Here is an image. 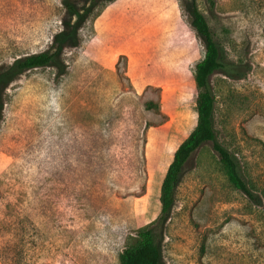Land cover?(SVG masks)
<instances>
[{"label":"rangeland","instance_id":"obj_1","mask_svg":"<svg viewBox=\"0 0 264 264\" xmlns=\"http://www.w3.org/2000/svg\"><path fill=\"white\" fill-rule=\"evenodd\" d=\"M188 1L0 0V69L42 52L59 63L2 88L0 264H119L157 218L166 169L196 125L203 43ZM194 1L240 68L209 85L216 139L249 194L210 142L195 150L154 224L160 264H264V0Z\"/></svg>","mask_w":264,"mask_h":264},{"label":"trees","instance_id":"obj_2","mask_svg":"<svg viewBox=\"0 0 264 264\" xmlns=\"http://www.w3.org/2000/svg\"><path fill=\"white\" fill-rule=\"evenodd\" d=\"M95 1L97 0H92L91 3ZM91 3L88 7L82 9L80 14L78 13V18L88 11ZM187 8L190 15L189 24L203 43L202 58L196 62L192 71L196 90L194 98L196 125L176 148L166 169L160 186L159 202L161 208L159 215L153 222L135 230L134 242L126 246L119 254V264H160L161 253L154 224H160L159 226H161L169 215L182 167L191 154L203 144L211 143L228 182L235 189L249 194L247 185L239 174L235 157L216 139L213 126L214 97L209 85V77L214 72L220 71L231 76L233 71L237 72L240 68L227 60L224 49L214 40L212 31L194 0L188 1ZM56 54V52L33 54L17 59L11 65L0 69V120L4 106L2 88L15 79L24 69L42 67L48 64L59 66ZM145 108L158 111L159 104L147 102Z\"/></svg>","mask_w":264,"mask_h":264}]
</instances>
